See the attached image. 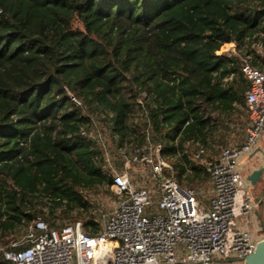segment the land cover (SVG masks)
<instances>
[{
    "label": "trees",
    "instance_id": "1",
    "mask_svg": "<svg viewBox=\"0 0 264 264\" xmlns=\"http://www.w3.org/2000/svg\"><path fill=\"white\" fill-rule=\"evenodd\" d=\"M255 46L264 0H0V263L37 217L60 228L57 211H88L82 190L112 189L84 108L119 147L149 134L182 187L208 183L190 148L212 150L218 121L244 106L242 64L264 68Z\"/></svg>",
    "mask_w": 264,
    "mask_h": 264
},
{
    "label": "built area",
    "instance_id": "2",
    "mask_svg": "<svg viewBox=\"0 0 264 264\" xmlns=\"http://www.w3.org/2000/svg\"><path fill=\"white\" fill-rule=\"evenodd\" d=\"M240 71L248 83L243 95L249 121L244 141L222 148L216 158L198 143L192 152V160L204 168L212 187L209 206L200 202L194 188L182 187L171 168L158 165L148 134L145 145L123 158L121 169L108 162L103 167L111 176L116 201L98 234H86L80 222L51 228L37 217L21 240L2 250L4 260L8 264H227L230 260L243 264L264 237L260 225L252 227L264 193L258 199L250 195L241 167L264 138V68L244 62ZM89 137L95 139L91 132ZM102 150L106 154L103 145ZM135 166L149 173L154 194L133 184L130 171ZM152 196L158 198L157 206L147 213Z\"/></svg>",
    "mask_w": 264,
    "mask_h": 264
},
{
    "label": "rangeland",
    "instance_id": "3",
    "mask_svg": "<svg viewBox=\"0 0 264 264\" xmlns=\"http://www.w3.org/2000/svg\"><path fill=\"white\" fill-rule=\"evenodd\" d=\"M73 27L81 28V24L77 20H74ZM254 48L259 55L264 56V47L255 46ZM222 54H224L225 56L232 55L239 57L241 55V52L240 50L236 49L233 46H225L223 48ZM83 110H84L83 113L85 115H90L91 118L93 119V127L91 130V134L95 138L94 140H97L96 142H98V145L101 147V150H102V145L105 147L106 154L102 150L103 167L108 162L111 165H113V167L117 169H121L123 158L127 157L128 154L130 155V153L132 152L131 148H129L124 144L121 147H119L116 143H112L111 124L104 119V116L100 115L99 111H97L94 108L92 109L84 108ZM224 122L225 125L220 126L218 121V125H217L218 128L217 130H215L212 136L213 138L212 150L206 148V152L208 156L216 155L221 148L241 144L245 139L247 118H246L245 110L242 105H238L233 116ZM258 147L264 151V138L260 141L257 148ZM190 150L192 153L193 147H191ZM241 162L243 164L241 165L242 173L244 176H246V170L248 169L249 162L247 163L246 167H245L246 164L245 160L243 159ZM144 174H145L144 171L139 172L137 170V166H135L134 169L130 171V178L136 187L150 188L152 194H154L153 182L149 179V176ZM263 187H264V176L261 178L260 182L256 184V186L253 189H250V187L248 186V192L254 199H258L262 195L261 189ZM194 189L198 193V198L202 200L204 205L207 206V202H209L210 200L209 196L211 195L209 182L203 183L202 186L194 187ZM81 193L84 199L88 202V211L73 212L64 219H62V215L60 214V211H57L58 217L55 220L57 226L62 227L67 224H71L73 222H80L82 225V229L84 231V223L89 219L98 222L100 228L103 226L104 220L106 219L107 215L112 211L115 205L116 197L113 193V190L104 185V186L93 187L91 189L82 190ZM151 200L152 203L151 206L147 209V213L154 212L156 209L155 207L157 206L158 198L152 196ZM253 218L259 221L260 218L259 210L254 212ZM26 230L27 228L17 234V241L23 238V236L26 233ZM259 234L260 232L258 233V236ZM262 235H264V233H262ZM11 244L12 242L9 245L11 246ZM2 248L5 247L2 246L1 249ZM0 261L2 262V260ZM0 264H4V262ZM230 264L233 263L230 262Z\"/></svg>",
    "mask_w": 264,
    "mask_h": 264
},
{
    "label": "water",
    "instance_id": "4",
    "mask_svg": "<svg viewBox=\"0 0 264 264\" xmlns=\"http://www.w3.org/2000/svg\"><path fill=\"white\" fill-rule=\"evenodd\" d=\"M70 97L72 98L71 95ZM160 151L161 146H156V161L158 165L162 168L169 169L170 165L162 159ZM258 156L264 159V151L259 147L256 148L249 156L245 158L246 163L249 162L245 178L246 181L249 183L250 189H253L264 176V164L260 165V162L255 160L258 158ZM243 264H264V237L257 242L255 250L250 255L244 258Z\"/></svg>",
    "mask_w": 264,
    "mask_h": 264
},
{
    "label": "crops",
    "instance_id": "5",
    "mask_svg": "<svg viewBox=\"0 0 264 264\" xmlns=\"http://www.w3.org/2000/svg\"><path fill=\"white\" fill-rule=\"evenodd\" d=\"M243 108H244V106H243ZM244 110H245V108H244ZM245 113H246V118H247V127H248V125H249V121H248V117H247V112H246V110H245ZM247 129V128H246ZM239 145V144H238ZM194 149V151H195V148H193ZM221 150V149H220ZM220 150H219V152H220ZM194 151H192V152H194ZM219 152L216 154V155H210L209 157H214V158H216L218 155H219ZM245 160V159H244ZM256 161H259L260 162V165H263L264 164V159H262L260 156H258V158L257 159H255ZM246 162V161H245ZM248 163V162H247ZM247 163L245 164V167H246V165H247ZM241 164H242V162H241ZM243 165V164H242ZM257 166V165H256ZM144 175H147V176H149V173H145ZM208 182H209V180H208ZM210 184V183H209ZM153 187H154V185H153ZM211 185H210V192H211ZM264 188V187H263ZM261 189L262 190V194L264 193V189ZM209 198H210V196H209ZM200 202H202V200H200ZM203 203V202H202ZM204 204V203H203ZM263 205H264V203H263ZM261 206V208L259 209V212H260V218H259V221L258 220H256V219H254V223H253V229L254 228H257L259 225L262 227V232L264 233V206ZM207 206H209V202H207ZM263 236V235H262ZM259 238H260V236H258ZM230 262H232L233 264H238V263H236V262H234V261H227V264H230ZM224 263H226V261H224Z\"/></svg>",
    "mask_w": 264,
    "mask_h": 264
}]
</instances>
